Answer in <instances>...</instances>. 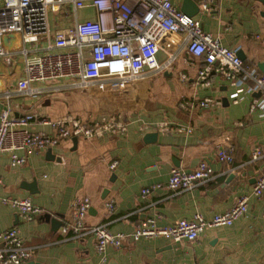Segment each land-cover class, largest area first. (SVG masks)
Here are the masks:
<instances>
[{"label": "crops", "instance_id": "obj_1", "mask_svg": "<svg viewBox=\"0 0 264 264\" xmlns=\"http://www.w3.org/2000/svg\"><path fill=\"white\" fill-rule=\"evenodd\" d=\"M193 1L199 7L193 16L204 31L224 46L240 49L246 62L258 66L264 61V3ZM202 1L211 9H203ZM172 2L181 10L183 0ZM76 16L93 19L95 11L91 6L79 8ZM72 21L70 14L48 11L46 34L33 42L14 35L9 61L0 58V112L4 108L12 113L33 112L28 129L46 135L54 134L49 121L68 117L86 123L113 118L125 129L60 137L16 166H10L7 152L0 151V199L29 196L58 221L51 224L44 213L24 220L0 200V230L15 226L23 243L32 247L29 260L36 264H264V191L259 196L252 193L264 159L251 157L256 146L264 152V115L254 92L242 89L233 95L238 86L223 74L219 63L211 64L208 80H200L197 73L206 64L204 55H194L184 43H173L168 37L157 51L161 67L145 69L135 85L133 101L115 102L94 85L73 87L64 78L30 82L38 90L35 94L17 91L24 56L55 50L49 45L53 31ZM172 55V62L163 65ZM206 97L216 102L199 104ZM221 147L232 150L230 163L217 159ZM112 159L117 163L111 168ZM200 160L212 166L208 179L183 190L164 185L172 166L190 170ZM156 183L162 186L141 194L143 187ZM84 195L90 205L82 233L61 234L58 226L71 219L72 200ZM242 195L248 202L244 214L229 225L206 227L195 240L129 237L121 247L108 245L98 253L87 230L104 224L113 233H131L148 217L160 226L197 212L210 218L229 209ZM111 198L114 207L109 211L104 202Z\"/></svg>", "mask_w": 264, "mask_h": 264}, {"label": "built area", "instance_id": "obj_2", "mask_svg": "<svg viewBox=\"0 0 264 264\" xmlns=\"http://www.w3.org/2000/svg\"><path fill=\"white\" fill-rule=\"evenodd\" d=\"M203 9L210 10L206 1ZM65 6L68 11H65ZM91 6L95 11L93 19L78 20L76 10ZM70 14V25L58 27L53 31L50 46L53 51L24 56L23 76L16 81V89L25 94H35L37 89L29 84L33 81H46L64 78L73 87L94 85L108 93L115 102L133 101L135 85L144 76L145 69H159L157 59L160 42L168 37L171 42L184 43L194 55H204L206 64L199 68L197 77L208 80L211 64L223 66V74L238 87L233 95L244 89L246 92L261 91L255 98L256 105L264 115V73L258 66L243 60L237 50L224 46L219 38L202 29L200 21L193 15L177 8L172 0H0V58L9 61V48L3 42L8 34L17 36L23 42L36 41L47 33V12ZM177 34L178 37L173 35ZM178 38V39H177ZM25 52V49H22ZM172 55L163 65H169ZM184 78V74L181 75ZM247 82L246 86L243 84ZM216 102L210 97L199 100L205 105ZM34 117L33 112L12 113L4 108L0 112V151L8 154V164H22L27 155L45 149L60 137H89L98 135L102 130L117 127L125 129L124 124L113 118L101 123H86L77 118H64L49 121L53 135L40 131H30L28 125ZM191 131L190 128H185ZM216 157L220 161L233 160L230 148H219ZM253 160L264 159L259 146L251 151ZM112 159L110 167H114ZM212 166L200 160L190 170L172 166L164 185L172 189H187L212 175ZM156 183L141 189L144 196L151 188L160 187ZM264 191V169L252 185V193L259 196ZM13 207L24 220L33 219L44 213V209L34 204L29 196L0 199ZM109 211L114 207V199L105 202ZM71 219L60 223L61 234L77 235L84 229V218L90 205L88 196H78L72 200ZM248 208L247 196H240L234 204L223 212H216L205 218L197 212L190 218H180L160 226L153 217L140 221L131 233H113L104 224L87 228L94 237L96 252L112 245L121 247L129 237L162 236L172 241L181 239L195 240L200 233L211 226L229 225ZM32 247L23 243L15 226L0 230V264H21L31 258Z\"/></svg>", "mask_w": 264, "mask_h": 264}, {"label": "water", "instance_id": "obj_3", "mask_svg": "<svg viewBox=\"0 0 264 264\" xmlns=\"http://www.w3.org/2000/svg\"><path fill=\"white\" fill-rule=\"evenodd\" d=\"M262 3H264V0H259ZM199 7L198 5L193 1V0H183V4L181 6V10L187 12L188 14H195L198 11ZM9 40V43H7ZM14 40V35L13 34H8L6 36L3 37V42L6 43L7 47H10L12 45V42ZM237 54L243 59L244 58V54L242 53V51L240 49H237ZM259 68L261 69L262 73H264V61L259 62L258 63ZM261 94V91H256L254 92L253 95H255L256 97H258ZM48 151V149H47ZM43 217L45 220H49L50 223H58V221H56V219L54 217H50L48 213H44ZM21 264H36L35 262H33L32 260H27Z\"/></svg>", "mask_w": 264, "mask_h": 264}, {"label": "rangeland", "instance_id": "obj_4", "mask_svg": "<svg viewBox=\"0 0 264 264\" xmlns=\"http://www.w3.org/2000/svg\"><path fill=\"white\" fill-rule=\"evenodd\" d=\"M78 18H80V15L78 16Z\"/></svg>", "mask_w": 264, "mask_h": 264}]
</instances>
